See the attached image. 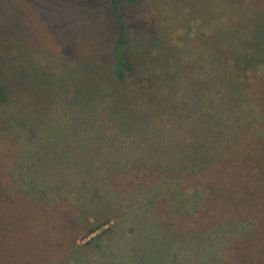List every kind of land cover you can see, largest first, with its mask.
<instances>
[{"label": "rangeland", "instance_id": "374dc122", "mask_svg": "<svg viewBox=\"0 0 264 264\" xmlns=\"http://www.w3.org/2000/svg\"><path fill=\"white\" fill-rule=\"evenodd\" d=\"M122 11L118 82L108 0H0V264H264V0Z\"/></svg>", "mask_w": 264, "mask_h": 264}, {"label": "trees", "instance_id": "16d2710c", "mask_svg": "<svg viewBox=\"0 0 264 264\" xmlns=\"http://www.w3.org/2000/svg\"><path fill=\"white\" fill-rule=\"evenodd\" d=\"M139 0H108L109 7L113 13L114 22L116 25V37L113 41L111 50H110V57H111V66H110V74L114 76L118 82H122L126 79V75L131 73L135 70V63L127 54V45L130 40V32L128 29V25L126 22V17L122 11V5L128 4L130 7L135 8L138 5ZM92 81V80H90ZM88 85V86H87ZM84 87V90L81 88ZM92 87L90 84L86 83V81H82L79 84L77 89L73 91V104L77 103H92L95 99V95H100L101 91L97 87L95 89H89ZM95 94V95H94ZM103 95L101 99L103 100ZM64 99V98H62ZM99 99V98H97ZM10 100V92L7 89L4 76H3V69L0 62V105H5ZM116 104V103H115ZM78 112L83 113L80 109L77 110ZM75 111V112H77ZM94 117L93 114H89ZM112 216L106 214L105 218L99 220L94 226L90 227L87 231V235H90L111 222Z\"/></svg>", "mask_w": 264, "mask_h": 264}]
</instances>
